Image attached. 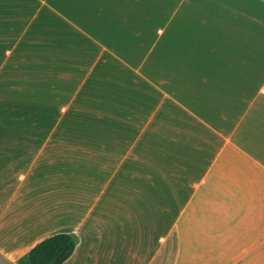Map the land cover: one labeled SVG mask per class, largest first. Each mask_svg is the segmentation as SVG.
I'll return each instance as SVG.
<instances>
[{
	"label": "crops",
	"instance_id": "obj_1",
	"mask_svg": "<svg viewBox=\"0 0 264 264\" xmlns=\"http://www.w3.org/2000/svg\"><path fill=\"white\" fill-rule=\"evenodd\" d=\"M3 84L0 264H264V0H0Z\"/></svg>",
	"mask_w": 264,
	"mask_h": 264
},
{
	"label": "trees",
	"instance_id": "obj_2",
	"mask_svg": "<svg viewBox=\"0 0 264 264\" xmlns=\"http://www.w3.org/2000/svg\"><path fill=\"white\" fill-rule=\"evenodd\" d=\"M76 244L77 237L74 234L55 233L33 247L20 259V264H63L74 252Z\"/></svg>",
	"mask_w": 264,
	"mask_h": 264
},
{
	"label": "rangeland",
	"instance_id": "obj_3",
	"mask_svg": "<svg viewBox=\"0 0 264 264\" xmlns=\"http://www.w3.org/2000/svg\"><path fill=\"white\" fill-rule=\"evenodd\" d=\"M6 87H7V85H5V84L2 85V91L0 92V103H2V102L10 103L11 102V97H8L9 95L7 93H12V92L11 91H6L7 90ZM16 91H18V90H16ZM12 95L14 97V93ZM14 99H16V101H14L13 103H18V105L21 103V102L19 103L18 101L25 102V99L23 100V99H21V97H18V96H15ZM23 114H24L23 112H21V111L19 112V118L20 119H24V118L27 117V116L24 117L25 115H23ZM26 115H27V113H26ZM234 259H235V257H232L231 259H227V260L232 262V261H235ZM259 259H261L260 256H259ZM259 264H262L261 260H259Z\"/></svg>",
	"mask_w": 264,
	"mask_h": 264
}]
</instances>
